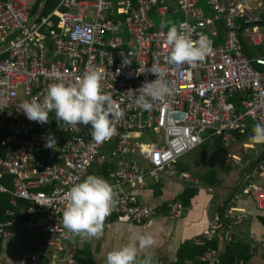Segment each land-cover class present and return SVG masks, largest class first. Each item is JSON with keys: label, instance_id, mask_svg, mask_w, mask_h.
Listing matches in <instances>:
<instances>
[{"label": "built area", "instance_id": "built-area-1", "mask_svg": "<svg viewBox=\"0 0 264 264\" xmlns=\"http://www.w3.org/2000/svg\"><path fill=\"white\" fill-rule=\"evenodd\" d=\"M36 3L0 0V190H8L2 181L4 171L13 174L11 192L29 201L27 213L32 219L43 221L40 236L22 264H38L42 259L72 264L78 246L62 226V214L75 184L97 175L119 186L118 204L107 219L143 223L157 214V207L139 196L147 179L154 187L161 185L174 173L176 161L207 139L221 137L227 147L235 140V130L243 132L248 122L254 127L264 121V68L254 65H264V55L245 54L240 41L244 23L247 39L264 43V25L260 27L245 0H59L48 12H43L42 2L35 7ZM177 13L183 15L177 25L182 23L194 41L200 33L217 39L215 23L223 26V40H214L213 53L195 67L167 63V29L161 31V23L152 18L165 20ZM153 63L165 70L172 93L144 111L135 103V92L157 76L137 75V70L150 69ZM97 68L104 74V90L124 112L116 122V135L97 144L90 125L73 129L62 123L69 137L55 148L45 147L49 136L44 124L30 121L20 104L42 97L50 84L74 82ZM237 89L241 109L231 99ZM258 162L232 199L247 195L264 211V182L256 179L264 178V155ZM94 168L99 173L92 174ZM179 177L198 182L188 172ZM168 206L176 217L185 210L177 201ZM233 208L227 209L228 215ZM18 223L16 218L0 219V240ZM221 227L217 214L200 242L220 240ZM260 245L264 264V234ZM199 258L222 264L220 250L210 245Z\"/></svg>", "mask_w": 264, "mask_h": 264}, {"label": "clouds", "instance_id": "clouds-1", "mask_svg": "<svg viewBox=\"0 0 264 264\" xmlns=\"http://www.w3.org/2000/svg\"><path fill=\"white\" fill-rule=\"evenodd\" d=\"M160 28L161 31L167 29L165 39L170 52L166 59L171 66L188 64L195 67L214 51L213 41L208 35L200 33L194 41L184 31L182 23L169 25L168 22H162ZM125 63L130 64L126 61ZM148 72L156 75L157 79L151 82L146 80L135 92V103L144 111H151L155 102L164 101L172 93L162 67L156 63L150 69L139 67L137 75ZM103 81L104 74L101 69L85 71L74 82L60 81L50 84L42 97L25 100L19 107L30 121L41 125L49 123L50 113H55L58 124L63 121L73 129H78L80 125H90L92 140L101 144L116 135V122L124 116L112 94L104 90ZM252 131L250 140L264 144V121L257 122ZM55 146V137L49 136L45 147ZM118 187L97 175H88L82 182L75 184L67 194L68 205L62 214L64 229L73 238L100 239L104 235L107 218L118 204ZM128 231L132 233L128 242L108 252L106 264H153V257L147 254V250L156 244L155 236L151 233H135L131 225ZM142 252L145 255L141 256Z\"/></svg>", "mask_w": 264, "mask_h": 264}, {"label": "crops", "instance_id": "crops-1", "mask_svg": "<svg viewBox=\"0 0 264 264\" xmlns=\"http://www.w3.org/2000/svg\"><path fill=\"white\" fill-rule=\"evenodd\" d=\"M246 1L248 3H246ZM245 3L252 13H254L253 11H255L254 14H256L258 18H261L262 12L264 10V3L262 2V0H245ZM169 16H172V17L179 16V18L178 19L175 18V20L170 18L168 20ZM169 16H167L165 20H162L160 17H157V16H153L152 18L153 20L156 17L159 18L161 20L160 23L168 22L169 25L171 24L177 25V23L183 17L182 13H177V14L169 15ZM154 22H156V20H154ZM220 24H221L220 22H216L215 27L217 28V26ZM258 24L260 25V27H262L261 25H264L263 23H260V21H258ZM240 31H241L240 41L250 42L247 39V37L243 34V28H241ZM218 32H219L218 38L216 40L213 39V41L223 40L224 38L223 31L221 33L220 31ZM252 44L255 46L262 45L264 49V43H257V44L252 43ZM256 55H264V54H261V53L252 54V56H256ZM256 67H261L262 69L264 68V66H256ZM214 139L209 138V141L210 140L214 141ZM243 145L245 146L250 145V147H247L246 150L248 148L249 149L247 151H244V155H242V159H243L242 162H237L239 169H241L249 161L250 157H253L254 155H256V153H258L262 147L260 143H254L252 140L246 143H243ZM237 147L238 146L234 148L237 149ZM237 154L238 153L235 152L231 156L240 161V158ZM183 172L190 173L189 171H183ZM174 174L176 175V173H172L166 179L174 180L175 182L181 183L179 187L182 190L186 184L193 185V183H188V182H185L184 180L183 181L176 180L177 178L173 177L175 176ZM171 175L172 177H170ZM194 177L196 178V176ZM256 179L260 182H264V178L262 177H257ZM159 186L161 187L159 188V190L161 189L160 192L156 191L157 188L154 187V185L151 183V180H147V183L145 184V186H143V188L140 190L139 196H141V198L145 202L153 206H156L157 208H159L160 206H163V204H166V207H169L168 202L177 201L176 196L182 191V190L175 191V192H172L171 194L165 193L164 192L165 181ZM145 191H148L149 193H146ZM221 195H219L220 202L223 200L222 198L223 195L222 196ZM148 198L150 199L151 203L148 202ZM231 201L234 205H229L225 209V214H224L225 216L228 215L227 209L230 206L234 207L233 210L231 211L232 214L228 215L229 217L233 218V221L229 224L232 226L230 236L232 233H234V231L237 234H240L241 236H243V238L245 239V242L250 246V251L252 252L250 263L257 264L263 252V249L260 245V240L264 234V211L257 208L254 201L247 195H243L242 197L237 198V199H232ZM219 203L217 205H219ZM202 205L203 204L199 205V204H194L191 202L190 206L186 209L185 213L183 211L184 213L183 216L173 217V215H170L173 218L184 219L181 221L182 226L176 229V233L174 232V229L172 227H169L166 224V219L169 218L168 209H166V211H159V213L151 216L147 221L143 223L135 224L131 222H119L116 220L107 219L105 222V225L107 226L108 224L121 223V225L126 226V224L129 223V224H132L134 227H136V228L133 227L134 228L133 231L135 233L153 234L156 239V244L152 248L147 250V254L152 255L153 260L159 259V262L161 264L162 263L164 264V262H166L167 260L171 261L177 258L178 247L185 237H187L188 239H194L196 242H199L200 240H202L201 235L203 231L209 226L212 220L211 217H213V214H208V215L206 214V209H204L202 213ZM219 209L217 206V210L214 211L216 215L219 214ZM161 215H162V219L164 220L161 221L160 219L159 221H156V219L160 218ZM42 222L43 221L41 218L37 220L36 219H30L27 221L21 220V222L17 224V226L14 228L11 234L6 236L2 241H0V262H3L4 264H22L26 262V260L28 259V255L31 251V248L33 247L34 243L37 242L40 236L39 228ZM150 225H152V228L150 229L145 228ZM229 225H228V229L224 231L225 235L223 234L219 240V247H221L223 239L226 240V233L229 230ZM147 230L149 231L146 232ZM222 232H223V229H222ZM92 240L94 242L95 238H93ZM237 240H242V239H237ZM74 242L77 244L79 248H81V247H84L85 245H89L91 243V238L81 239L80 237H75ZM142 255H145V253L142 252L141 256ZM256 259H257V262H256ZM168 263L169 262H167L166 264ZM185 264H199V263H198V260L196 259H189L186 261Z\"/></svg>", "mask_w": 264, "mask_h": 264}, {"label": "trees", "instance_id": "trees-1", "mask_svg": "<svg viewBox=\"0 0 264 264\" xmlns=\"http://www.w3.org/2000/svg\"><path fill=\"white\" fill-rule=\"evenodd\" d=\"M41 2L43 3V5H42L43 12H48V11L52 10L57 5L59 0H37L35 7L37 5H40ZM262 2L264 3V0H262ZM258 21H260V23L264 24V10L262 12L261 18H259ZM241 28H244V23H242ZM217 30L220 31V33L223 31L222 24L217 26ZM242 49H243V52L245 54L250 55V56H252V54H255V53L264 54V49H263L262 45H256L255 46L252 43L250 44V42H242ZM255 65L256 66H264V65H260V64H255ZM259 68H261V67H259ZM231 99L236 104L237 109H241V105H240L241 93L238 89L233 92ZM62 123H63V121H61L58 124L57 121L55 120V113H50V121H49V123L44 124V127H43L44 132H46L48 134V136L55 137L56 145L61 144L70 135V133L61 129ZM252 130H253V125L251 124V122H248V125L243 132H240L238 130H235L233 132L234 136H235V140L232 141L227 147H225L224 142H223L221 137H214L215 139L213 138L214 141L212 140L213 141L212 144H213L214 148L217 150V152L225 150V152L227 153L229 146H231L236 141L238 143H240V145H243V143L250 141V137L253 135ZM1 138H2V136L0 135V142H1ZM208 141H209V139H207L206 141H204L200 145H202ZM200 145H198V146H200ZM261 146H262V144H261ZM260 152H262V147H261V150H259V152L256 153V155H254L253 157H250L249 161L240 169V173L244 169V167L248 163H250L253 159H255L256 156ZM2 155H3V150L1 149V146H0V156H2ZM181 157L173 165L175 167V169L177 168L176 169L177 173H179L180 171H189L188 167L186 165H183L185 163H183L181 161L182 160ZM103 171H104V169L100 170V172H103ZM90 172L92 174H94L96 172L99 173V169L96 170L94 168V170L90 171ZM195 175H196V178L198 179V182L196 184H193V185L186 184L183 187V190L176 196L177 202H181L185 206L184 213H185L186 209L190 206L191 199L196 194L197 188L199 187V185H206V186L212 187V185L216 184L218 181L216 168H210V169L207 168V170H205L204 173L196 172ZM3 176L4 177L2 178V181L8 187V190H0V219L8 220L11 218H16L17 223L21 220L27 221V220L32 219L31 215L27 213V208L30 205L29 201L23 197L16 196L11 192V190L13 189V174L11 175L7 171H4ZM247 177H245L241 181L239 187H241V184H243V182L247 179ZM37 188H43L44 189V188H47V186L46 185H38ZM156 188H157L156 191H159V192L161 191V189L159 190V188H161L159 185ZM230 200H231V198L228 201L221 204L220 209H219L218 215L222 221V227L220 229V232L222 235L223 234L225 235L224 231H226L228 229V225L232 222V220H230V218L227 217L228 215H226V216L224 215L225 209L230 205L229 204ZM166 209H168V214L171 215L170 207H166V204H163V206H160L159 208H157V213H159V211H166ZM169 211H170V213H169ZM161 214H163V213H161ZM215 215L216 214L213 213V217ZM111 220H115V219H111ZM16 226H17V224H16ZM222 229H223V232H222ZM233 234L234 233L231 234L229 242H227L225 239H223L221 247H219V240L217 238L212 239L211 241H207L204 244L200 242L201 240L199 242H196L194 239H185L181 242V244L178 247L177 258L175 260H171V261L167 260L166 262H164V264H166L167 262H169L168 264H185L186 261L189 259H196V260H198L199 264H208L207 262H204V261L200 260V258H199V256L202 255V253L205 250L207 245L218 248L220 250L222 264H241V263L251 264L250 259L252 256V252L250 251V246L246 242H243L241 240H237V239L234 240ZM201 236H200V238H201ZM2 240H0V241H2ZM262 257H263V252H262ZM240 261H242V262L239 263ZM38 264H53V263L50 262L48 259H42ZM72 264H95L94 253H93V250L90 248L89 245H85L84 247H81V248L78 247L77 252L75 254V262ZM153 264H161V263L159 262V259H156V260H153Z\"/></svg>", "mask_w": 264, "mask_h": 264}, {"label": "rangeland", "instance_id": "rangeland-1", "mask_svg": "<svg viewBox=\"0 0 264 264\" xmlns=\"http://www.w3.org/2000/svg\"><path fill=\"white\" fill-rule=\"evenodd\" d=\"M246 3H248V2L246 1ZM201 5L204 8V10L207 9V7L204 5V3H201ZM253 12L255 13V11H253ZM170 18L175 20V18L178 19L179 16H177V17L169 16L168 20ZM154 20H156V23L158 25L161 22V20L157 17L154 18ZM212 143H213V141H211V140L208 142H205L204 144H202V145L198 146L197 148L189 151L188 153L184 154L181 157V159H182L181 161L183 163H185L183 165H186L188 167L189 172L194 176H196L195 175L196 172L204 173V171L207 170V168H209V169L210 168H216V170H217V177H218L217 183L212 185V187H209L206 185H199V187L197 188L196 194L191 199V202L194 204H199V205L203 204L202 205V213H203L204 209H206L207 215L213 214L214 211L217 210V206H218L217 204L220 202L219 201V197H220L219 195L222 194L223 196L222 195L221 196L223 199L228 195L231 186L235 183V181L237 180V178L240 175V169L237 165L238 164L237 162H242V160H243L242 155H244V151H247L249 148L247 150H246V148L250 147V145H246V146L240 145V143H238L236 141L235 144L233 143L231 146H229L228 151L226 153L225 150L217 152V150L214 148ZM236 146H238L237 149H235ZM235 152L238 153L237 155L239 156L240 161L231 156ZM172 169H173V172L176 173V175L174 174L175 176H173V177L177 178L176 180L183 181L179 177V174L176 172L177 168L175 169V167H174ZM179 173H181V172H179ZM177 175L179 178L177 177ZM170 177H172V175ZM147 180H149V179H147ZM180 184L181 183L175 182L174 180L166 179L164 192L171 194L172 192H175V191H181L182 189L179 187ZM145 192L149 193L148 191H145ZM231 200H230L229 204L231 203L230 205H234ZM148 202L151 203L149 198H148ZM169 213H170V211H169ZM182 215H180V217ZM168 217L169 218L166 219V224L169 227H172L174 229V232L176 233V229L178 227L182 226L181 221L184 219L173 218L175 216L173 215V217H172V216H170V214L168 215ZM227 217H229V216H227ZM212 218L213 217H211V219ZM229 218H230V220L233 221L232 217H229ZM160 219H161V221L164 220V219H162V215L160 218H157L156 221H159ZM135 224H139V223H135ZM130 225L133 226L132 224H129V223L126 224V226L121 225V223L108 224L107 226L105 225L104 235L100 239L95 238V241L93 242V240H92L93 238H91V243L89 245H90V247L92 246L91 248L93 249L95 264H106L107 253L114 250V249H118V248L122 247L124 244H126L128 242L129 237L132 235V233H130L128 231ZM40 227H41V224H40ZM134 228H136V227H134ZM134 228H133V230H134ZM145 228L150 229V228H152V225L147 226ZM148 231L149 230H147L146 232H148ZM39 232H40V228H39ZM185 239H188V238L185 237L183 240H185ZM235 239H242L241 241L245 242V239L243 238V236H241L240 234H237L234 231V240ZM174 240H176V239H174ZM261 259H262V256H261L259 262H257V259H256L257 264H261Z\"/></svg>", "mask_w": 264, "mask_h": 264}, {"label": "water", "instance_id": "water-1", "mask_svg": "<svg viewBox=\"0 0 264 264\" xmlns=\"http://www.w3.org/2000/svg\"><path fill=\"white\" fill-rule=\"evenodd\" d=\"M264 155V151L260 152L255 159H253L249 164H247L244 169L241 171L239 177L237 178V180L235 181V183L231 186L230 191L228 193V195L219 203L218 205V209L220 208L221 204H223L224 202L228 201L233 193L235 192V190L239 187L241 181L248 175V173L259 163L258 161L262 158V156ZM232 230V226L229 225V230L226 233V240L227 242H229L230 240V232Z\"/></svg>", "mask_w": 264, "mask_h": 264}]
</instances>
